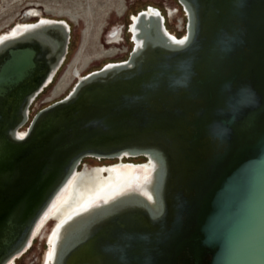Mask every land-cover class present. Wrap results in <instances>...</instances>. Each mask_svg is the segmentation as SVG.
I'll return each mask as SVG.
<instances>
[{"label": "water", "instance_id": "water-1", "mask_svg": "<svg viewBox=\"0 0 264 264\" xmlns=\"http://www.w3.org/2000/svg\"><path fill=\"white\" fill-rule=\"evenodd\" d=\"M176 1L181 36L147 6L130 17L127 59L37 110L70 26L36 15L0 34V264L39 237L83 159L135 157L155 161L151 199L70 223L48 264H264V0Z\"/></svg>", "mask_w": 264, "mask_h": 264}, {"label": "rangeland", "instance_id": "rangeland-1", "mask_svg": "<svg viewBox=\"0 0 264 264\" xmlns=\"http://www.w3.org/2000/svg\"><path fill=\"white\" fill-rule=\"evenodd\" d=\"M87 5L93 8L96 14L93 13L88 41L85 43ZM146 6H153L161 11L170 33L175 36L183 33L185 17L176 0H0V34L16 23L35 21L36 15L66 20L71 25L72 36L66 59L52 83L34 102L33 109H41L69 92L77 79V76L73 77L70 69L73 65L78 67L79 75L83 76L106 63L125 60L131 49L130 33L127 30L131 22L130 16ZM114 29L120 30V38L116 42H109L107 37ZM132 160L144 161L139 157ZM115 162L114 159L98 161L94 158H85L82 161L89 168ZM47 223L44 227L46 232L53 225L52 221ZM46 249L45 238L41 235L34 239L31 247L15 264H42Z\"/></svg>", "mask_w": 264, "mask_h": 264}, {"label": "bare ground", "instance_id": "bare-ground-1", "mask_svg": "<svg viewBox=\"0 0 264 264\" xmlns=\"http://www.w3.org/2000/svg\"><path fill=\"white\" fill-rule=\"evenodd\" d=\"M85 9L88 15L87 29L84 32V42L86 43L89 36V27L93 22V13L95 12L88 5ZM132 19H134L133 16ZM68 24L70 26V35L72 36L71 25L70 23ZM107 38L109 42H116L120 38V30L114 29ZM70 69L74 78L76 76L77 78L81 77L77 66L73 65ZM155 166V161L150 159V162L146 164H119L106 169L88 167L81 173L76 174L66 186L65 191L55 200L53 205L37 223L32 233V237H35L37 234L39 236L42 235L45 241L47 240L48 242V248L44 252L42 264H48L52 261L53 246L57 232L61 230L60 232L63 234L68 229L70 223H73L78 218L87 216L102 205H109L129 194L137 193L151 199L149 188L153 183ZM103 170L107 171L106 177L102 176ZM51 220H54L55 224L52 225L49 231H44V227L48 225L47 222ZM58 225H62V227L58 230L56 228L55 230L53 229L52 234L49 235L53 226ZM13 262L15 263L16 260L9 262V264Z\"/></svg>", "mask_w": 264, "mask_h": 264}, {"label": "flooded vegetation", "instance_id": "flooded-vegetation-1", "mask_svg": "<svg viewBox=\"0 0 264 264\" xmlns=\"http://www.w3.org/2000/svg\"><path fill=\"white\" fill-rule=\"evenodd\" d=\"M147 7V6H146ZM145 7V8H146ZM144 8V9H145ZM143 10V9H142ZM137 13V12H136ZM132 16V15H131ZM130 16V17H131ZM130 21V20H129ZM127 30H128V27H127ZM121 31H122V29H121ZM179 36H181V35H179ZM130 38V42H131V37H129ZM132 42H131V49H130V51H129V53L131 52V50H132ZM129 53H128V55H129ZM127 58H128V56H127ZM126 58V59H127ZM118 62V61H117ZM139 158H143L144 159V161L143 162H145L146 161V158H144V157H139ZM133 158H123L122 159V162H124V163H135V164H138V163H142V162H136V161H134V160H132ZM95 160H97V159H95ZM102 160V159H101ZM101 160H98V161H101ZM104 160V159H103ZM114 160H116V159H114ZM118 162V160H116V162L115 163H117ZM115 163H113V164H115ZM109 165H112V164H109Z\"/></svg>", "mask_w": 264, "mask_h": 264}]
</instances>
